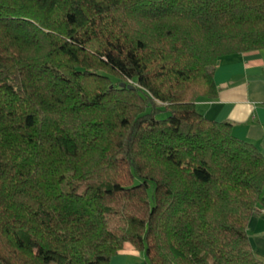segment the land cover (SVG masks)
<instances>
[{
  "label": "trees",
  "instance_id": "16d2710c",
  "mask_svg": "<svg viewBox=\"0 0 264 264\" xmlns=\"http://www.w3.org/2000/svg\"><path fill=\"white\" fill-rule=\"evenodd\" d=\"M259 49L264 0H0V264H264V155L197 109Z\"/></svg>",
  "mask_w": 264,
  "mask_h": 264
},
{
  "label": "crops",
  "instance_id": "0c3cea01",
  "mask_svg": "<svg viewBox=\"0 0 264 264\" xmlns=\"http://www.w3.org/2000/svg\"><path fill=\"white\" fill-rule=\"evenodd\" d=\"M217 95L197 103L206 118L231 124L232 134L256 144L264 155V49L223 57L214 72ZM264 189V186H262ZM248 239L264 262V207L249 219ZM109 264H148L144 251L126 243Z\"/></svg>",
  "mask_w": 264,
  "mask_h": 264
},
{
  "label": "rangeland",
  "instance_id": "374dc122",
  "mask_svg": "<svg viewBox=\"0 0 264 264\" xmlns=\"http://www.w3.org/2000/svg\"><path fill=\"white\" fill-rule=\"evenodd\" d=\"M163 116H164L163 114L158 115V117H163Z\"/></svg>",
  "mask_w": 264,
  "mask_h": 264
}]
</instances>
